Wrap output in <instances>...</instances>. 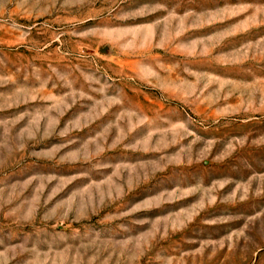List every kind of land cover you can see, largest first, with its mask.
<instances>
[{"label": "rangeland", "instance_id": "1", "mask_svg": "<svg viewBox=\"0 0 264 264\" xmlns=\"http://www.w3.org/2000/svg\"><path fill=\"white\" fill-rule=\"evenodd\" d=\"M0 264H264V0H0Z\"/></svg>", "mask_w": 264, "mask_h": 264}]
</instances>
